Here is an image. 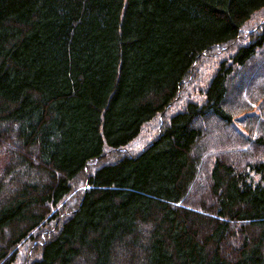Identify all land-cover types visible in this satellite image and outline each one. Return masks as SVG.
Wrapping results in <instances>:
<instances>
[{"label": "trees", "instance_id": "1", "mask_svg": "<svg viewBox=\"0 0 264 264\" xmlns=\"http://www.w3.org/2000/svg\"><path fill=\"white\" fill-rule=\"evenodd\" d=\"M256 96L264 0H0V264H264Z\"/></svg>", "mask_w": 264, "mask_h": 264}, {"label": "rangeland", "instance_id": "2", "mask_svg": "<svg viewBox=\"0 0 264 264\" xmlns=\"http://www.w3.org/2000/svg\"><path fill=\"white\" fill-rule=\"evenodd\" d=\"M252 78H253V76H250V77H248V79L247 78H245V81H243L244 83H242V86L243 85H247V87H248V89H253V87L255 86V85H257V84H255L257 81H253V82H251V80H252ZM252 84V86H250ZM253 84H255V85H253ZM255 88V87H254ZM247 89V90H248ZM245 98V97H244ZM260 98V96H256V100L255 99H252V101H254L252 104H249L248 105V107H249V113L250 114H259L260 112H263V109H262V105H264V103L263 104H261L260 102H258L257 100ZM261 108L260 110H258V108ZM1 162H2V160H1V158H0V165H1Z\"/></svg>", "mask_w": 264, "mask_h": 264}]
</instances>
